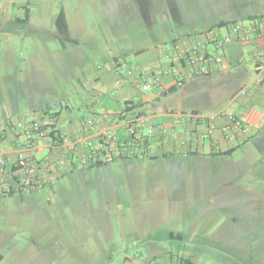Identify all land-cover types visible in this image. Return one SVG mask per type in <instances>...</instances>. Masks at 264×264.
Listing matches in <instances>:
<instances>
[{"label": "rangeland", "instance_id": "obj_1", "mask_svg": "<svg viewBox=\"0 0 264 264\" xmlns=\"http://www.w3.org/2000/svg\"><path fill=\"white\" fill-rule=\"evenodd\" d=\"M175 1L183 12L181 23L169 14L167 0H156V27L138 29L146 24L142 25L137 0H0V106L13 100L27 106V97L32 90L35 92L37 81L49 75L54 88L67 91V99L77 108L73 92L77 82L73 76L78 71L75 59L80 55L90 60L103 59L115 51H125V56L130 58L132 49L138 44L155 39L165 45L181 29L201 30L228 18H238L248 24L249 20H242L243 17L249 13H264V0ZM25 7L31 10L30 23L17 21L18 17H25ZM61 10L66 14L71 36L80 41L79 45L57 37L55 19ZM219 82L222 84L220 80H214L212 87L220 92L219 97H223L225 89ZM239 89L238 86L234 91ZM177 95L179 93L162 99L175 100ZM179 101L181 108L199 107L204 114H209L218 104H206L202 98ZM175 105L181 110L178 104ZM158 120L162 119L153 118V121ZM254 150L255 147L242 149L237 153L236 161L227 160L228 168L232 163L241 164L243 174L236 176V186L228 192L230 196L224 200L225 206L211 210L212 219L220 217L224 222L220 220V223L209 225L205 242L190 244L196 252V264H264V202L251 204L245 199L257 189L260 194L264 182V159L253 163ZM221 165L218 160L204 164L178 158L151 163L126 158L97 167L86 175L77 174L57 190V198L47 202L43 215L48 217V223L43 227L37 225L40 228L37 230L23 229L9 247L6 240L14 235L10 232L13 226L10 219L17 206L12 198L2 196L0 252L5 250L10 254L1 264H12V259L22 251V261L16 260L17 264H85L89 258L92 264H144L150 257V247L141 246L142 242H139L136 248L128 250L123 235L131 238L157 232L164 236L169 229L183 234L182 252L186 239L191 237L186 233H192L193 227L189 223L194 211L190 206V195L195 198L201 194L198 182H207V193L212 192L214 180L223 183L225 177L207 172ZM196 184L199 185L195 187ZM237 194H241L242 199H238ZM26 211L24 205L21 212L25 218ZM228 213H240V223L233 225ZM138 217L142 220L140 223H137ZM78 233H92L96 238L82 239L77 245L79 240L74 236ZM30 234L36 237L37 245L53 250L52 254L39 256L36 251L32 255ZM163 240L159 244L167 248L170 244ZM65 248L69 250L66 255L56 254ZM169 249H174V245ZM78 250L81 253L89 250L90 254L77 255ZM126 257L132 262L126 263Z\"/></svg>", "mask_w": 264, "mask_h": 264}, {"label": "crops", "instance_id": "obj_2", "mask_svg": "<svg viewBox=\"0 0 264 264\" xmlns=\"http://www.w3.org/2000/svg\"><path fill=\"white\" fill-rule=\"evenodd\" d=\"M155 1L152 0V5L157 13ZM136 3L143 19L142 25L146 24V26H138V29L139 27L155 28L157 16L154 17L153 25H149L150 23L141 12L139 2ZM25 14L23 18L18 17L17 21L30 23L31 10L29 7H25ZM210 27L201 30L181 29L178 35L170 37L169 43L165 45H160L155 39L143 45L138 44L132 49L130 58L125 56V51H115L103 59L96 57L90 60L87 56L78 55L79 57L75 59L78 71L73 76L77 82L75 91H73L76 95L77 108L73 106L70 99H67L69 97L66 94L67 91L63 92L59 88H54L49 75L37 81L36 93L32 92L33 90L30 92L26 101L27 106L23 107L18 104L17 100L0 106V151L6 153L11 162L17 160L20 152L24 153L31 159V162L45 170L46 174V181L42 188L32 189L28 186L24 188L16 185L14 193L7 196L12 198L13 204L17 206L14 216L10 219L13 224L10 232L14 235L6 240L7 247L11 246L10 243L15 240L18 233L23 232V229L37 230L48 223V217L45 218L43 215V211H46V204L57 198V190L64 187L68 180L75 178L77 174L86 175L87 172L97 168L82 162L81 156L85 151L83 146L85 142L94 141L102 129L123 136L130 122L143 126L144 123L139 122L138 119L141 116H147L155 124L163 125L165 130H157L152 139L150 146L152 158L138 159L152 163L159 160L171 161L182 158L204 164L218 160L222 164L221 167H214L207 172L211 175L219 174L225 178L222 179L223 183H215L216 180H214L213 190L209 193H207L209 191L207 182H198L201 194L195 195V198L194 195H190V206L194 208V211L189 223L193 227L192 233H186L191 237L186 239L182 252L180 250L183 244L180 241L183 240V234L175 233L172 229L166 231L164 236L163 234L158 235L157 232L149 236L144 234H137V236L133 233L135 236L131 238L123 235L124 243L128 250L136 248L139 242H142L141 246L145 244L150 247V257L144 264H171L182 257L196 264V252L191 249L190 244L205 242L209 234L208 230H210L209 225L220 223V220L224 222V218L212 219L211 210L225 206L224 200L230 196L228 192L236 186L234 182L237 179L236 176L243 174L241 164L232 163L228 168L226 167L227 160L236 161L237 153H240L242 149L252 150V147H255V156H252L253 163L264 159V66L261 62L264 57V37L251 34L247 42H233L218 48L207 40L206 30ZM220 32L223 36L227 30L223 32L220 28ZM72 38L73 40H68L70 43L80 44L76 37ZM64 47L66 50V44ZM190 51H194L195 54L206 52L220 54L225 59L226 67L217 69L208 75L174 74L173 67L181 68L183 71L191 67L188 64ZM130 70L131 73H129ZM155 76L160 77L159 84L155 83ZM214 80L222 82L225 89L221 90L223 97H219L220 92L217 93L212 87ZM222 84L220 83L219 86ZM160 85L164 89L162 93L159 92ZM248 85H250L249 90L243 93L242 89ZM238 86L240 89L234 91ZM51 87L52 96L49 94ZM174 87L177 89L173 91ZM62 93L64 94L61 95ZM178 93L175 100L162 99V97ZM197 98H202L206 104L225 103L223 106L217 104L209 114H204L202 108L195 106H192L190 110L180 107L182 102L179 100ZM175 104H178L181 110H177ZM55 113L57 115H54ZM192 113L217 114V116L213 122L195 121L188 117ZM235 115L242 118L246 124V131L234 133L229 137L225 128L233 123ZM156 117L162 120L153 121ZM15 121H20L29 128L33 124H42L47 128L48 134L43 138H38L31 131L27 135L21 128L13 126ZM53 126L57 130L56 135L59 136L57 139L50 135ZM29 138L35 142L32 148L28 147ZM229 150L234 151L222 154ZM255 172L258 174L257 167H255ZM18 173L16 179L23 174L20 170ZM227 175H234V177H227ZM261 188L260 194L259 189L254 194H248L245 197L247 202L263 203L264 182ZM204 192H206L205 195ZM241 196L237 194L238 199H242ZM24 205L27 207L26 218L21 212ZM228 214L232 218L233 225L240 223L242 219L240 213ZM141 221L138 217L137 223ZM75 235V240H79L77 245L82 242V239L96 238V235L92 233ZM35 238L30 234L29 248L32 255L36 251L39 256L51 255L53 250H49L47 246L37 245ZM163 238L170 244L167 248L159 244V241H164ZM173 245L174 249H169ZM23 252L17 253L11 263L17 264L16 260L21 263ZM60 252L66 255L69 250L67 248L58 250L56 254ZM25 253L27 254L26 250ZM9 254L10 252L5 250L0 252L2 256L0 264ZM83 254L89 255L90 252L89 250L83 253L77 251V255ZM125 261L126 263L132 262L130 257H126ZM85 264H92V260L89 258Z\"/></svg>", "mask_w": 264, "mask_h": 264}, {"label": "built area", "instance_id": "obj_3", "mask_svg": "<svg viewBox=\"0 0 264 264\" xmlns=\"http://www.w3.org/2000/svg\"><path fill=\"white\" fill-rule=\"evenodd\" d=\"M227 33L223 36L220 35V28H215L207 32V40L214 43L216 47L221 48L227 44L233 42H247L249 41L251 34L257 37H264V18H260L255 21H249L248 24L242 22L232 23L225 26ZM188 64L190 68L186 71L181 68L173 67L172 72L181 76L192 75H208L217 69H224L226 67L225 59L220 54L213 53H197L190 51L188 54ZM262 64L264 66V57L262 58ZM131 73V70L129 71ZM155 83H160V77L155 76ZM181 83V81H179ZM250 88V85L242 89L243 93H246ZM164 89L160 85L159 92H163ZM187 117V115H185ZM217 114L202 115L192 113L188 115L189 118L195 121H207L213 122L216 119ZM139 122H143L142 126L136 122H130L126 128V132L123 136H118L116 132H107L102 129L96 135L94 141H87L83 145L85 151L83 153L82 162L90 165L94 161L102 159V161H111L115 157L120 156H139L143 158L150 154V146L153 137L157 130H165V127L160 124H155L147 116H141L138 119ZM13 126L21 128L25 134L34 132L38 138H43L48 134L47 129H43L42 124H33L27 127L20 121L13 122ZM225 131L229 137L234 133H242L246 131V124L239 115L233 117V123L225 128ZM207 136V135H206ZM34 140L28 139V147L34 146ZM133 153H130V152ZM145 153V154H144ZM148 153V154H147ZM147 158V157H145ZM22 171L23 174L19 179L17 175L18 171ZM46 181L45 170L37 166L31 159L24 153H19L17 160L11 162L6 153L0 151V197L9 196L14 193L16 185L19 187H26L32 189L42 188ZM171 264H189L181 262L180 259Z\"/></svg>", "mask_w": 264, "mask_h": 264}, {"label": "trees", "instance_id": "obj_4", "mask_svg": "<svg viewBox=\"0 0 264 264\" xmlns=\"http://www.w3.org/2000/svg\"><path fill=\"white\" fill-rule=\"evenodd\" d=\"M139 4H140V8H141V12L143 14V16L145 17V19L147 20V22H149V25H153V20L154 17L156 16V12L153 9V5H152V0H138ZM167 4H168V9H169V14H171V17L176 20L177 22L181 23L182 21V11L181 8L179 7L178 3L175 0H167ZM260 18H264V14H249L245 17L242 18V20H249V21H255L258 20ZM236 22H241L240 19L238 18H228V19H221L218 22H214L213 24H211V27L206 30L211 31L213 29H215L216 27L222 28L225 26H228L232 23H236ZM56 27L58 29L59 34L57 35V37H59L62 41L65 40H73L71 33H70V28H69V23L66 17V14L64 12V10H61L56 18ZM205 31V32H206ZM177 87H174L172 90H176ZM54 115H57V113H55ZM43 129H47L45 126H42ZM57 130L55 129V126L52 127L51 131H50V135H52L55 139H57L59 136L56 135ZM234 150H229L227 152H223L222 154H229ZM130 153H133L132 151ZM145 154V153H144ZM148 154V153H147ZM150 155V154H149ZM146 155L143 157H148V158H152V156L150 155ZM129 159V158H140L139 156H134V157H125V156H120V157H115L113 158V160L111 161H102V159L98 160V161H94L90 164V166L92 167H100L103 165H107L112 161H116L118 159ZM181 262L184 263H189V264H194L190 259L188 258H179ZM2 260V256L0 255V261Z\"/></svg>", "mask_w": 264, "mask_h": 264}]
</instances>
